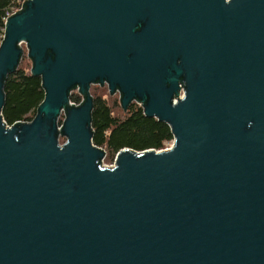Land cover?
<instances>
[{"label":"water","instance_id":"water-1","mask_svg":"<svg viewBox=\"0 0 264 264\" xmlns=\"http://www.w3.org/2000/svg\"><path fill=\"white\" fill-rule=\"evenodd\" d=\"M21 42L46 93L7 127ZM104 82L169 124L174 145L104 167L90 127ZM0 264H264V0H28L9 17Z\"/></svg>","mask_w":264,"mask_h":264},{"label":"trees","instance_id":"trees-1","mask_svg":"<svg viewBox=\"0 0 264 264\" xmlns=\"http://www.w3.org/2000/svg\"><path fill=\"white\" fill-rule=\"evenodd\" d=\"M12 1L0 0V10ZM21 65L22 63L4 80L5 104L2 116L8 125L32 120L45 98L46 92L41 76L32 74L31 69L28 70ZM92 97L90 127L93 143L103 148L112 160L122 149L137 152L149 149L161 150L172 142L174 137L169 124L147 116L141 106L132 104L124 108L121 104L126 114L119 117L115 116L113 108L103 96L92 95ZM72 99L77 102L79 100L75 96Z\"/></svg>","mask_w":264,"mask_h":264},{"label":"built area","instance_id":"built-area-1","mask_svg":"<svg viewBox=\"0 0 264 264\" xmlns=\"http://www.w3.org/2000/svg\"><path fill=\"white\" fill-rule=\"evenodd\" d=\"M27 1L28 0H13L11 2V4H9L7 7H3L2 10H0V47L2 46V41H3V38H4L5 32L7 30L8 18L13 16V15H16V12L18 10H22L25 7ZM227 1H229V0H227ZM19 46L22 49V57H21V60H20V63H21V61L24 59V57L29 58V56H28L29 48H28L26 42L19 43ZM20 63H19V65H20ZM98 84L99 83L91 84V85H98ZM105 84L108 85V83H105ZM90 88H91V86H90ZM74 91H78L79 92V88H75L74 90L71 91V96L69 98V101H70L71 104H74L76 106V105L80 104L81 102H83V97H82L81 93L79 92V96L80 97H79L78 102L73 100L72 97H74V95H73ZM118 94H119V92H118ZM184 96H185V85H184V83L181 82L179 84L178 93L173 97V104H176L179 100L183 99ZM135 103L143 108V103L142 102H139V101L135 100ZM65 119H66V113H65L64 109H62L61 113L59 114V116L57 118V127L58 128L63 126ZM21 122H29V121H21ZM5 124H6L7 127H11L12 126V125H8L6 122H5ZM62 138H64V136H62L61 133H59L60 142H61ZM64 142L65 141H63L61 143H64ZM170 143H171V145L169 147L166 146V148L161 149V150H167V149L171 148L174 145V138H173L172 142H170ZM119 152L116 153V155H115V157L113 159L114 161L110 165H106L104 163L105 159H106V156H107V152H106L105 157L101 160V164L104 167H113V166H115L116 162H117V157H118Z\"/></svg>","mask_w":264,"mask_h":264},{"label":"rangeland","instance_id":"rangeland-1","mask_svg":"<svg viewBox=\"0 0 264 264\" xmlns=\"http://www.w3.org/2000/svg\"><path fill=\"white\" fill-rule=\"evenodd\" d=\"M21 63H22L21 67H24L28 70L32 68V62L27 57H24V59L21 61ZM90 94L103 96V98H105L107 100V102L110 103V106L113 108V112H114L115 116L123 117L126 114V112L122 110L121 102H120V98H119L118 94L116 96L110 95V93L107 91V89L105 87L99 88L97 85H91ZM73 95L75 97H78V98L80 97L78 91H74ZM63 141H65V138L61 139V142H63ZM170 145H171V143L167 144L166 146L169 147ZM113 161L114 160L111 159L110 155L109 156L107 155L104 163L106 165H110L113 163Z\"/></svg>","mask_w":264,"mask_h":264},{"label":"flooded vegetation","instance_id":"flooded-vegetation-1","mask_svg":"<svg viewBox=\"0 0 264 264\" xmlns=\"http://www.w3.org/2000/svg\"><path fill=\"white\" fill-rule=\"evenodd\" d=\"M99 88H106L107 89V91L110 93V95H114V96H116L117 94H118V92H119V94H118V96L122 99V92L119 90V89H116L115 90V92H113V93H111V91H110V89H109V86L107 85V84H105V82H104V84H98L97 85ZM118 91V92H117ZM132 104H135V100H133V101H131L130 103H129V105H132Z\"/></svg>","mask_w":264,"mask_h":264}]
</instances>
